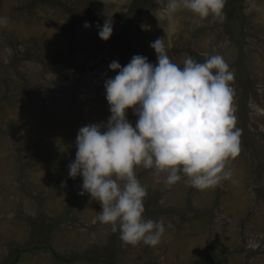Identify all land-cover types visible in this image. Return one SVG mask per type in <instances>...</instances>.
Segmentation results:
<instances>
[{
  "label": "rangeland",
  "instance_id": "obj_1",
  "mask_svg": "<svg viewBox=\"0 0 264 264\" xmlns=\"http://www.w3.org/2000/svg\"><path fill=\"white\" fill-rule=\"evenodd\" d=\"M132 3L0 0L8 21L0 26V264H264V0H225L222 21L169 14L167 0L136 12ZM105 18L113 23L107 41L97 30ZM157 37L180 66L185 54L227 62L240 150L226 165L231 175L206 189L183 176L166 186L165 173L137 167L143 215L164 232L155 246L124 245L67 165L79 127L110 115L108 64L134 54L155 64ZM127 119L135 124L131 109Z\"/></svg>",
  "mask_w": 264,
  "mask_h": 264
},
{
  "label": "clouds",
  "instance_id": "obj_2",
  "mask_svg": "<svg viewBox=\"0 0 264 264\" xmlns=\"http://www.w3.org/2000/svg\"><path fill=\"white\" fill-rule=\"evenodd\" d=\"M225 0H167L165 10H186L194 17L223 20ZM0 17V26L7 24ZM87 21L83 27L88 28ZM98 37L107 41L113 23L97 25ZM156 63L134 54L121 66L108 64L115 75L104 80L110 115L99 123L79 127L75 158L68 176L82 178L80 195L87 193L100 204L98 220L124 245L142 242L155 246L164 232L160 220L145 218L146 189L135 169L142 166L165 173V185L185 177L196 189L218 185L231 175L228 161L239 152L241 129L236 127L232 103L234 73L219 54L203 62L185 54L182 66L170 60L163 38L149 45ZM131 109L133 125L127 119Z\"/></svg>",
  "mask_w": 264,
  "mask_h": 264
},
{
  "label": "trees",
  "instance_id": "obj_3",
  "mask_svg": "<svg viewBox=\"0 0 264 264\" xmlns=\"http://www.w3.org/2000/svg\"><path fill=\"white\" fill-rule=\"evenodd\" d=\"M146 2H147V0H133V3L130 5V7H131V10H132V8H133V10L136 12V11H140L141 10V4L143 3L144 5L146 4ZM129 13H133V12H129ZM125 17V16H124ZM126 21H128V19L127 20H125V24H127L128 22H126ZM128 30V28H127V26H125L124 28H123V31H122V36L121 37H123V36H125V33H126V31ZM210 257V259H212L213 261L216 259L217 261L218 260H220L221 259V256H209Z\"/></svg>",
  "mask_w": 264,
  "mask_h": 264
}]
</instances>
